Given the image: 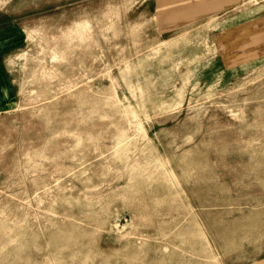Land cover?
I'll list each match as a JSON object with an SVG mask.
<instances>
[{"label":"rangeland","instance_id":"1","mask_svg":"<svg viewBox=\"0 0 264 264\" xmlns=\"http://www.w3.org/2000/svg\"><path fill=\"white\" fill-rule=\"evenodd\" d=\"M39 3L7 56L0 264H264V0Z\"/></svg>","mask_w":264,"mask_h":264},{"label":"crops","instance_id":"2","mask_svg":"<svg viewBox=\"0 0 264 264\" xmlns=\"http://www.w3.org/2000/svg\"><path fill=\"white\" fill-rule=\"evenodd\" d=\"M207 1L209 0H205V3ZM220 1L212 0V4L207 3L208 8L205 5L203 7L198 6L194 7L192 11H186V13H193L198 16L202 10L211 12L210 9L232 3V0H223L222 4H219ZM39 2L40 0H0V112L6 110L13 97L17 96L15 84L7 65V56L24 42L26 28L22 20L37 9V6L40 5ZM143 3L151 7L153 12L162 14L171 7H180L181 4L186 5V3L199 4L203 3V0H142ZM259 7L260 9L264 8V5Z\"/></svg>","mask_w":264,"mask_h":264}]
</instances>
